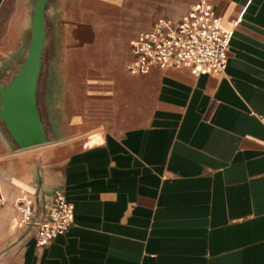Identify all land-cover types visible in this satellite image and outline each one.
<instances>
[{"label": "crops", "instance_id": "0c3cea01", "mask_svg": "<svg viewBox=\"0 0 264 264\" xmlns=\"http://www.w3.org/2000/svg\"><path fill=\"white\" fill-rule=\"evenodd\" d=\"M33 1L0 0V80L22 56ZM60 2L70 22L52 142L18 151L0 127V264H264V0H210L233 36L225 73L200 76L126 70L131 41L181 20L187 0L176 13L171 0ZM129 2L133 28L98 24ZM58 190L74 223L38 247L16 201L33 195L43 220Z\"/></svg>", "mask_w": 264, "mask_h": 264}, {"label": "built area", "instance_id": "2783aa9c", "mask_svg": "<svg viewBox=\"0 0 264 264\" xmlns=\"http://www.w3.org/2000/svg\"><path fill=\"white\" fill-rule=\"evenodd\" d=\"M232 36L210 0H197L181 20L159 18L152 30L134 38L130 43L134 57L126 65V70L135 75H147L153 67L185 66L195 76L204 71L224 74L229 63ZM3 202L0 200V205ZM36 205L33 195L18 198L19 222L23 226H34L37 246L46 247L72 227L75 208L61 190L55 193L46 219L36 217Z\"/></svg>", "mask_w": 264, "mask_h": 264}, {"label": "water", "instance_id": "95a60500", "mask_svg": "<svg viewBox=\"0 0 264 264\" xmlns=\"http://www.w3.org/2000/svg\"><path fill=\"white\" fill-rule=\"evenodd\" d=\"M55 2L33 1L22 56L0 80L1 131L18 151L45 146L53 139L43 97L50 66L46 57L50 38L48 17Z\"/></svg>", "mask_w": 264, "mask_h": 264}, {"label": "rangeland", "instance_id": "374dc122", "mask_svg": "<svg viewBox=\"0 0 264 264\" xmlns=\"http://www.w3.org/2000/svg\"><path fill=\"white\" fill-rule=\"evenodd\" d=\"M61 1V0H60ZM59 0L53 4V6L50 8L49 11V17H48V27H49V43H48V49H47V63L50 64L49 70H48V76L46 80V84L44 86V94L43 97V109L47 113V116H49V121L52 120L54 122L61 121V114L58 111L59 107V98L57 95H59L60 91H62L65 88V82H63V76H62V58L65 55V39H64V32L63 27L68 24L70 21L69 19L62 14L61 5L62 2ZM149 0H144V5H148ZM159 0H156L158 2ZM172 2V10L173 13L178 12L180 9L183 8L181 6L183 0H171ZM195 2V0H187L188 9L190 6ZM129 11L126 13L125 17L117 16L116 18L114 16H110L108 18V22H98V24H107V25H129L130 27L135 26L137 23L136 18V9H131L130 2L128 3ZM147 11V9H146ZM77 16V17H76ZM77 18V21H82L81 15H75ZM75 17L71 20H75ZM159 17L157 16L153 22L148 21L146 18H140V29H146L151 23L153 24ZM112 36V35H111ZM115 36V40H121L120 35H113Z\"/></svg>", "mask_w": 264, "mask_h": 264}]
</instances>
